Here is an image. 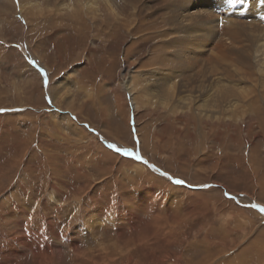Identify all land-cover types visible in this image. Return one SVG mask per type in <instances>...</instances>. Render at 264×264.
Returning a JSON list of instances; mask_svg holds the SVG:
<instances>
[{"label":"rangeland","instance_id":"1","mask_svg":"<svg viewBox=\"0 0 264 264\" xmlns=\"http://www.w3.org/2000/svg\"><path fill=\"white\" fill-rule=\"evenodd\" d=\"M112 1L115 33L85 9L78 20L74 0H0V264H264V214L253 207L264 205V0L258 13L253 0L192 10L173 0L196 32L162 43L149 30L171 27L163 0ZM196 10L228 21L204 30ZM155 61L192 84L227 82L228 110L200 119L153 93ZM123 79L136 84L124 90Z\"/></svg>","mask_w":264,"mask_h":264},{"label":"bare ground","instance_id":"2","mask_svg":"<svg viewBox=\"0 0 264 264\" xmlns=\"http://www.w3.org/2000/svg\"><path fill=\"white\" fill-rule=\"evenodd\" d=\"M131 1L137 2V0H131ZM172 1L173 0H163V2H165V5L167 6V8L169 9V12H170L169 13V17L171 18V20L169 22V26H171L170 29L169 28H165L166 20H164L163 24H161V25L159 23H154V25L150 27V29L153 28V30H149L152 33L151 36H154V39L157 40L158 43L159 42L162 43L163 41L165 42V40L166 41L167 40L171 41V38H172V36L175 33H183V34L191 35L192 33L196 32L194 26L187 27V25H185V23H184V21H189L190 22V18H191V16L193 14L189 12L188 14L191 15V16H187V15L185 16V15H182V13H183L182 9H172V5L170 4ZM185 1L186 2H184L182 0L185 10L188 9V8H189L188 10H192V8H194V6H196L197 4H201L203 2V0H197V2L191 4V6H190L191 1H189V0H185ZM205 1L208 2V4L212 6V5H214V3H215V5H218L219 2L223 1V0H205ZM258 1H260V0H253L252 1V6H254L252 8L253 9L252 11L254 13L261 12L262 9H264V6L261 7L262 9H259L257 7L258 5H261L260 2H258ZM74 3H75L76 6L74 5ZM7 4L10 5L11 2L8 1ZM73 5H74V9L76 11L75 13L79 14V15L76 14L78 16L77 17L78 20H83V15H82L83 11H82V9H85L87 16L89 17V19H90V21L92 23L96 22V23H99V25H101V26H103V25H107V26L108 25H113V24H115V22L118 23L117 22L118 16H117V14H115V9L113 8L114 4H113L112 0H74ZM171 13H174L175 16L178 19L176 17H173V14H172V17H171ZM196 13H199L200 16L196 15V16H193V17H201V18H197V21H196L197 22V26H202V28L204 30H210L211 31L216 26V27H218V30L222 31V29H223L222 27L228 21L227 20L228 17H226V15H225L224 17H221V20L222 21L226 20V21L222 22L218 26V24H215V21H218V20H214V19H212V17L206 16V14H207L206 11L199 10V12L197 11ZM217 17H219V16H217ZM218 23H220V22H218ZM261 23L264 26V21H262ZM131 24L128 23V22H125L123 24L124 27L125 26L128 27V31L129 32H130V30L132 28ZM228 25H232V24L228 23L227 26ZM113 27H114L113 32L115 33L117 31L118 27H115V25H113ZM162 28H165V29L162 30ZM204 36H205V34H204ZM263 39H264V35H263ZM160 47L163 48V50H165L166 48L168 49V44L165 45L164 47L161 45ZM190 52H191L192 55H199L197 48H195L193 46H192V50ZM218 53H219V51H217L216 57H217ZM166 57H167V59H170V64H171V62L173 61V58H170L169 56H166ZM161 58H162V62H163L165 56H162ZM153 60H154V58H153ZM150 62H151V59H150ZM155 63L157 65V67L155 66V68L152 69V73H150L151 75L148 76V79H150L152 81L153 85H154L151 88V90H153L152 92L155 93L156 95L157 94L158 95L161 94V95L170 97V99H175L174 102L176 103V105L174 107H176V108L177 107H181V108H187L188 109L192 105V107H194L196 115L199 118L202 117L201 114L211 113V111H209V110H211V108L214 105H217V104L219 106L223 107V105L225 103H227V108H225V109L228 110L229 104H230L229 97L231 96L232 87L227 82H225L226 85H221V83H218V84L216 83L215 86L213 85V86H211L209 88L206 87L203 83H201V81H199L198 83L192 84L193 82H191V81L189 82L190 77L183 76V74H185L184 72H183L182 76H180V73L178 71L174 72L173 69H165L166 64L163 63V66L160 68L162 63H158L157 61H155ZM129 65H130V67H129V71H130L132 68H134V65H132V64H129ZM158 65H160V66H158ZM189 70L190 69H188V67L184 68L185 72L189 71ZM136 71H133V73L135 74ZM140 71H142V70H140ZM226 72L229 73L228 70ZM47 74H48L47 78H49V73H47ZM226 78H227V81H230V80H232V78H234V76H232L230 78L229 77H226ZM124 80L125 79H123V81L121 80L122 84H123V87H124V90H129L130 83L133 84V85L136 84L135 83L136 79L133 80L132 82L131 81H127L126 82ZM214 87H216L217 89H213ZM219 89H222V90H219ZM148 91H150L149 88L147 89V92ZM57 93H58V86H55L53 88V97H54V99H56L55 95ZM115 95H117V94H115ZM134 95H135V93L133 91L132 95H130V97H133L132 101H134V102L131 103V106H133V107H134V104H135V100L139 99L138 96H134ZM66 97H68V96H66ZM242 99H243V97H242ZM221 100H222V102H220ZM118 101H119V98H118ZM118 101H116V102L118 103ZM222 103H223V105H222ZM69 104H71V103L69 102ZM66 108H67V111H70V112H72L74 114V112L71 109L70 105H66ZM121 109H122V107H121ZM134 110H135V108H133V111ZM189 110H190V108H189ZM59 116H60V119H64L65 118V116H61V115H59ZM213 116L216 117L214 114H213ZM214 117L208 116L206 118H204V117H202V118L207 120V119H211V118H214ZM52 120H53V122H57L55 119H52ZM67 123H68V121H67ZM52 125H55V124H52ZM72 131L74 133H77V135L80 136L82 138V140L84 139V141L89 139V138H87L85 136V133L80 130V128H78V130L76 132L74 130H72ZM106 156L108 157L106 159L107 163L106 164L103 163V164L105 166H109L110 168L114 169L113 165L111 164L113 162V160H109V159H112V156H116V155H114L113 153H107ZM140 156H142V155L140 154ZM125 162L126 163H132L133 161L130 162L129 160H126ZM19 184H21V182ZM49 196H50L49 197L50 201H52L54 203L55 202V197L53 195H51V193H50ZM242 257H243V255H242ZM251 259L253 261L256 260L257 261L256 263H258L260 261V260H257L256 257H253ZM207 260H208V258L205 257L204 259L200 260L198 262V264H205L207 262ZM261 261H264V260L262 259ZM228 264H230V263H228Z\"/></svg>","mask_w":264,"mask_h":264},{"label":"snow or ice","instance_id":"3","mask_svg":"<svg viewBox=\"0 0 264 264\" xmlns=\"http://www.w3.org/2000/svg\"><path fill=\"white\" fill-rule=\"evenodd\" d=\"M238 2V0H227V3L232 6V5H235L236 3ZM33 65H35V61H32ZM40 73L43 75L44 77V85L45 87L47 86V83H48V80H47V73L44 72V70L41 68L40 69ZM3 111H6L5 109H0V112H3ZM134 131V130H133ZM108 147L110 149H113L115 152L117 153H121L123 156H134L135 159L137 160H141L143 161V163L147 164L148 162L146 160H143V157L139 155V153L137 152H134L130 149H126V148H121V147H118L116 144H109ZM150 168H153V170L155 171H159L158 169H155L153 165H149ZM162 175H165L167 176L168 174L167 173H162ZM169 180H171L174 184H177V185H183L185 184L186 182L184 180H181V179H173L172 177H168ZM204 187H208V185H204ZM225 195H227V193H225ZM233 199H235L233 197ZM254 208L258 209L260 211V213L264 214V205H259V204H256V205H253Z\"/></svg>","mask_w":264,"mask_h":264}]
</instances>
